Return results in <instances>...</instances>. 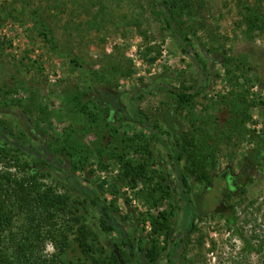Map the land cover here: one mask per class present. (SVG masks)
I'll list each match as a JSON object with an SVG mask.
<instances>
[{
    "label": "rangeland",
    "instance_id": "374dc122",
    "mask_svg": "<svg viewBox=\"0 0 264 264\" xmlns=\"http://www.w3.org/2000/svg\"><path fill=\"white\" fill-rule=\"evenodd\" d=\"M25 1L26 4L22 0H0V86L17 88L10 97L25 102L30 93H34L35 103L44 108L48 117L42 119L44 114L34 111L30 127L36 129L34 134H29L26 118L16 108L1 111L3 92L0 90V120L8 123L14 135L25 140L27 146L39 149L40 140L53 143V137L69 125L70 120L64 114L62 89L76 84L88 85L87 79L68 58L54 52L38 34L30 16V11L36 10L49 36L60 47L70 49L85 69L114 80L113 90L122 107H128L129 96L137 88L145 85L146 91L153 89L142 96L139 108L162 131L167 129L171 133L169 137L161 132V141H152L155 155L163 158L171 178L175 162L167 155L162 140L172 138V142L177 143L185 134L194 140L199 152L209 151L213 155L207 164L211 174L230 177L234 186L233 190H224L225 181L221 178L210 183L192 177L189 185L191 202L187 204L175 195L153 205V199L147 197L142 183L134 188L127 184L121 186L114 198L107 189L110 180L116 177L119 165L107 153L104 157L97 154L91 157L85 169H79L75 174L78 177L76 185L92 188L94 195L97 194L104 203L115 199L120 226L138 247L136 259L144 257V249L153 237L151 224L149 220H140L142 215H156L173 204L176 215L170 220L168 235L172 254L161 250L154 264H167L169 257L174 260L173 264H264V156L246 181L236 177L243 159L255 147L254 137L263 125L261 109L251 105L248 109L251 118L244 127H238V133L231 137L222 134L224 129L232 126L228 120L234 112V98L225 78L224 65L214 62L213 58H220L221 54L232 57L245 54L248 59L246 75L251 79L256 75L259 81L253 80L255 83L246 93L243 106L250 105L253 99L264 98V31L247 35L242 20L246 7L252 5H260L264 14V0H194L192 15L180 12L171 22L175 33L187 34L190 39L186 48L189 53L181 52L178 44L184 43L167 27L164 6L159 0ZM148 48L153 50L149 52ZM158 51L157 59L151 61L150 57H155ZM218 60L223 61L222 58ZM110 69L114 72L110 73ZM128 69L130 75L121 74ZM197 82L205 83L206 87L189 106L177 104L163 89L165 86L181 87L182 84L194 87ZM239 83L243 84V80ZM237 91H241L240 86ZM168 114L180 131V137L175 136L176 130L169 126ZM120 117L117 113V119L112 121L118 126L119 133L143 131L134 122H120ZM76 134L93 149L96 130ZM130 156L138 158V155ZM58 158L52 157L59 163ZM99 161L104 162L106 168H101ZM183 163L181 160L179 167H183ZM40 167L47 174L43 181L56 185L60 191L70 190L60 170L50 165ZM61 167H69L66 160ZM150 167L156 171L160 169L157 163ZM98 179L107 181L104 188L98 187ZM171 183L174 185L175 182ZM72 195L77 197L79 194ZM127 215L130 216L128 219H122ZM23 222V218L18 217L13 230L20 232L18 225ZM99 233L119 245L128 256L129 250L121 244L117 232ZM164 238L165 235L159 236L160 246L164 245ZM96 246L103 255L109 253L108 247L100 249L103 246L100 243ZM53 251L52 244L46 242L44 253ZM126 264L134 262L128 260Z\"/></svg>",
    "mask_w": 264,
    "mask_h": 264
},
{
    "label": "trees",
    "instance_id": "16d2710c",
    "mask_svg": "<svg viewBox=\"0 0 264 264\" xmlns=\"http://www.w3.org/2000/svg\"><path fill=\"white\" fill-rule=\"evenodd\" d=\"M25 2L22 0L23 4L27 3ZM159 2L164 6L167 27L174 37H180L181 42L184 43L178 44L181 52L189 53L190 51L186 48L190 44V39L187 38V34L175 33L171 22L180 12L192 15V9L195 7L194 0H159ZM246 9L247 12L242 17L245 24L244 32L250 36L256 31L263 32L264 14L260 10V5H252ZM30 16L38 34L54 52L68 58L70 63L87 79L88 85L85 87L76 84L62 89L64 114L70 120L69 125L63 128L62 133L53 137V143L39 139L42 142L39 149L27 146L25 140L14 135L8 123L0 120V163L3 165L0 169V264H120L114 249L118 250L125 264L128 260L133 261L134 264H154L161 250L168 251L169 255L172 254L168 235L170 220L176 215V206L170 204L168 209H162L156 215L151 213L142 215L140 220L143 222L149 220L150 234L153 237L150 239L149 246L144 249V257L136 259L138 247L120 226L115 212V199H112L110 203H104L97 194L94 195L92 188H79L76 185L78 177L75 174L79 172V169H85L94 155L104 157L107 153V156L119 165L118 173L110 180V188L107 189L114 198L121 186L127 184L134 188L142 183L147 190V197L153 199V205L175 195H179L187 204L191 202L189 185L192 177L197 181L210 183H213L216 178H221L220 175L211 174L210 169L207 168L210 162L209 157L213 155L209 151L208 153L199 152L194 140L188 139L187 135L180 137V131L172 122L171 114H168L169 126L176 130L175 136L181 138L177 143L172 142V138L167 141L162 140L167 155L172 156L175 162L173 178H171L163 158L155 155L152 144L154 139L161 141V132L168 134L169 137L171 133L167 129L162 131L159 125L152 123L139 108L142 96L149 94L153 89L146 91L145 85L137 88L129 96L128 107H122L113 90L114 80L105 75L99 77L91 70L85 69L70 49L60 47L49 36L36 10H31ZM152 50L148 48L149 52ZM159 52L155 57H150V60L155 61ZM193 56L202 68H205L196 53ZM213 58L214 62L219 61L224 65L225 78L232 88L231 94L234 98L232 103L234 112L228 120L232 126L224 129L226 131H221L222 134L226 133L227 137H231L238 133V127L243 128L246 121L251 118L248 110L251 105L259 106L261 109L263 125L254 137L255 147L245 156L236 174V177L246 181L250 177L251 170L264 156V98L253 99L250 105L243 106L246 102V93H249V88L255 83L254 81H259V77L255 75L251 79L246 75L245 66L248 64V59L245 54L237 57L221 54L220 58L223 61L218 60L220 59L218 57ZM109 72L113 73L114 70L110 69ZM121 74L130 75L131 70L122 71ZM201 75L204 76L202 72ZM240 80H243V84L239 83ZM239 86L241 91H237ZM205 87V83L197 82L194 87L182 84L181 87L165 86L163 89L175 98L177 104L189 106ZM0 90L3 92L1 111L11 107L16 108L26 118L28 129L30 128L29 134H34L36 128L30 127V117L34 111L38 110L44 114L39 120L48 117L44 108L35 103L34 93H30L25 102L23 99L10 97L17 88L12 89L9 86L3 89L0 86ZM117 113L121 114L120 122L122 120L134 122L143 131L133 134L119 133L118 126L113 125L112 122L113 119H117ZM92 129L96 130L97 135L93 149L76 134L79 131L84 135ZM20 135L24 133L21 131ZM104 140L107 141L104 142ZM131 154L138 155V158L135 159L130 156ZM54 156L59 157V163L52 159ZM65 160L69 167H61V163ZM181 160H184L183 167H179ZM156 163L160 166L157 171L150 167L151 164ZM48 165L60 170L62 177L68 181L70 190L60 191L56 185L43 181L47 174H44L40 166ZM99 166L106 168L102 161H99ZM89 171L93 173L92 170ZM221 179L225 181L224 190H233L234 186L231 185L230 177L223 176ZM99 181L98 187L104 188L107 181L98 179ZM171 182H175L174 185ZM75 192L79 194L77 197L72 195ZM200 212H202L201 209ZM18 217L23 218L24 222L18 225L20 232L17 233L13 229ZM129 217L127 215L122 219ZM227 221L232 223L231 219ZM99 232H117L120 235L121 244L129 250L128 256L119 245L111 243ZM161 235H165L163 246L159 243ZM46 242H50L53 246L54 251L50 254L44 253ZM99 243L103 245L100 249L109 248L108 254L100 253L96 246ZM167 262V264H173L174 260L169 257Z\"/></svg>",
    "mask_w": 264,
    "mask_h": 264
},
{
    "label": "water",
    "instance_id": "95a60500",
    "mask_svg": "<svg viewBox=\"0 0 264 264\" xmlns=\"http://www.w3.org/2000/svg\"><path fill=\"white\" fill-rule=\"evenodd\" d=\"M114 252H115V254H116V256H117V258L119 260V263L120 264H125L123 259H122V257L120 256V253L118 252V250L114 249Z\"/></svg>",
    "mask_w": 264,
    "mask_h": 264
}]
</instances>
